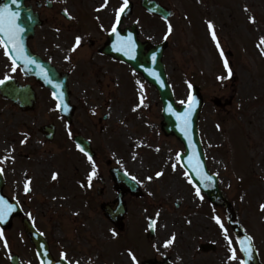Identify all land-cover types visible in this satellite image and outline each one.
Wrapping results in <instances>:
<instances>
[{"label":"rangeland","instance_id":"obj_1","mask_svg":"<svg viewBox=\"0 0 264 264\" xmlns=\"http://www.w3.org/2000/svg\"><path fill=\"white\" fill-rule=\"evenodd\" d=\"M131 1L133 15L121 30L137 24L140 40L153 44L167 41L163 61L176 103L187 102L189 85L200 91L204 107L199 134L208 169L219 177L220 187L232 204L231 215L224 207L208 208V201L197 195L177 159L184 152L183 145L162 133V105L155 88L128 67L116 63L109 67L108 62L106 66L101 57L88 64L99 53L91 49L102 46L110 31L108 26L113 28L123 0H107L106 6L105 0H66L65 7L57 5L52 12L43 13L49 21L37 34L52 41V53L60 60L70 59L76 66L69 69L65 65L72 71L69 84L76 107L74 127L69 132L90 140L97 160L85 161L73 154V135L67 136L65 122L57 120L54 103L50 108L46 97L33 122L22 120L17 110L0 101L1 160L16 174L12 176L15 180L27 181L28 185L33 181L35 200L26 206L50 232L52 253L71 264H134L130 251L136 264L165 259L171 264H241L234 238L237 228L255 240L264 258V0H159L175 13L168 22L146 14L140 0ZM65 9L78 22L63 20L60 11ZM77 36L93 37L94 42L76 48L72 57L70 45ZM232 75L237 76L236 81ZM215 99L224 108L216 105ZM50 121L58 126V133L54 143L44 144L38 126ZM253 141L261 149L252 158L248 147ZM69 162L75 170L71 173ZM93 162L95 174L99 170L106 181V193L97 196V189L104 186L99 178L91 179L88 190L93 191L84 207L77 180L93 173ZM115 166L135 177L143 189L142 197H127L129 214L119 233L100 210L103 203L116 199L109 175ZM52 171H56L54 183L50 182ZM157 172L163 175L157 177ZM176 202L180 209L175 208ZM151 218L156 223L154 237L147 231ZM173 235L174 241L165 247ZM229 239L231 248L236 249V260L230 259ZM205 243L216 244V251L200 252L199 246Z\"/></svg>","mask_w":264,"mask_h":264},{"label":"water","instance_id":"obj_2","mask_svg":"<svg viewBox=\"0 0 264 264\" xmlns=\"http://www.w3.org/2000/svg\"><path fill=\"white\" fill-rule=\"evenodd\" d=\"M3 2L8 4L12 11H14V7L19 9L20 15L18 12L14 11L17 15V20L20 21V23L17 24L20 29L19 40L22 36L25 38L27 36H31L33 34L34 25L36 23L38 24V21L31 19L30 13L20 5L24 2V0H17L15 5L12 4V0H3ZM141 5L152 14L163 18H168L169 16V12H167V10L162 8L155 1L143 0ZM131 8L132 7H130V9ZM128 13L129 10L124 14V16ZM133 32L134 33L129 36L128 41L124 44V46L118 47L115 50L116 56L121 60L129 61L135 69L142 71L145 77L152 84L157 86L164 104V131L166 134L176 135L186 146L187 153L185 156L180 157L181 162L192 177L194 183L202 189L212 203L219 205L225 203L220 191L217 188L216 179L212 177L211 179H207V177L210 176L205 168L204 156L201 150L196 128L200 108L195 107L198 103L195 91H193V96L189 104L183 106L181 110H179L174 104L173 95L167 85L164 67L161 63L163 48H151L149 53L144 55V50L148 46L142 45L136 41V31L134 28ZM105 53L111 54L110 49L106 50ZM11 55L15 58L18 54L11 53ZM153 57H155V59H153ZM52 90L60 103L66 104L69 102L67 80L66 78H60L54 70H52ZM76 141L80 144L83 150L90 151L89 145L84 142L83 139L78 138ZM121 179L123 178L121 177ZM1 187L2 183L0 182V190ZM0 199L2 198L0 197ZM11 217L12 215L8 214L3 221H0V224L9 221ZM36 244L38 247L39 245L37 242ZM44 254L47 256L46 253ZM42 261L44 264H53V260L50 262L48 257L42 256Z\"/></svg>","mask_w":264,"mask_h":264},{"label":"snow or ice","instance_id":"obj_3","mask_svg":"<svg viewBox=\"0 0 264 264\" xmlns=\"http://www.w3.org/2000/svg\"><path fill=\"white\" fill-rule=\"evenodd\" d=\"M17 3V0H12V4L15 5ZM129 4V0H123V4L122 6L117 9L116 11V24H119L120 22V18L121 15L125 12V9L128 7ZM107 5V0H105V5ZM65 13L67 14V10L65 9ZM17 19V15L14 11L11 10V8H9L8 6H5L3 8H0V45H3L4 49H5V55H9L10 59H12V64H13V68L12 70L15 71L16 70V60L23 57L25 63H35L34 60H31L30 58H28L24 51H23V47L21 42L19 41V32L20 29L18 27V25L15 23ZM253 22H254V18H253ZM209 29L212 30L213 29V25L209 22ZM171 25H169V32H171ZM112 31L115 32L116 31V27L115 25L112 28ZM212 37L213 40H217L216 38V34L215 31H212ZM167 37H165L166 39ZM81 43V37L77 36L76 37V42L75 45L72 48V51L76 50V47H78ZM261 44H264V37L261 38ZM260 45H258L259 47ZM217 47L219 48V41L217 40ZM10 49V51H9ZM10 53H17L18 55L13 58L11 56ZM221 55L223 56V51L221 50ZM153 59H155V57H153ZM225 64V68H228V61L225 59L224 61ZM229 70V75H231V69L228 68ZM4 83V81H0V84ZM189 87H191V85H189ZM59 107V105H58ZM219 127V126H218ZM23 143V141H22ZM81 151H83V149H81ZM90 161H92V157L89 156L88 157ZM175 165H173V169L175 170ZM3 172V168H0V173ZM95 174V163L93 162V173L90 174L89 176V186H91V179H92V175ZM163 175V172H157L156 176L160 177ZM55 178V176H54ZM133 179L135 180L136 178L133 177ZM149 180H151V177H148ZM207 179H211V177H207ZM30 183V182H29ZM29 187L28 184L26 183L25 185V192L27 193L29 191ZM197 195H199V189H197ZM13 206L12 205H8L6 204V202H4L2 199H0V221H3L5 219V217L12 211ZM261 209L264 210V205H261ZM30 215V214H29ZM217 222L219 223V218H217ZM152 224H155V220L152 221ZM221 227L223 228V225L221 224ZM115 235V233H114ZM3 236V233L0 232V237ZM225 238L228 239L227 237V232H225ZM175 239V236L173 235V237L171 239H169L168 241H166L165 243V247H167L169 244H171ZM228 244L229 247L231 249L232 255L230 257V259L232 260H236L237 259V255H236V249H232L231 248V244L232 241L229 239L228 240ZM251 246V239L249 238V245L247 247H243L241 249V251L246 252L250 255L249 252V248ZM4 247L7 248L8 247V242L7 240H4ZM129 255L132 257V260L134 261V264H136V257L134 254L131 253V251L129 252ZM65 258V257H62ZM241 264H243V262H241Z\"/></svg>","mask_w":264,"mask_h":264},{"label":"flooded vegetation","instance_id":"obj_4","mask_svg":"<svg viewBox=\"0 0 264 264\" xmlns=\"http://www.w3.org/2000/svg\"><path fill=\"white\" fill-rule=\"evenodd\" d=\"M32 5L34 4L35 7H40L41 5L38 2V0H31ZM39 8V9H40ZM11 68V70H10ZM13 64L8 59V57H3L2 53H0V81H3L5 79H16L20 81L21 83L25 84V79L19 72V70L16 68L15 71L12 70ZM18 70V71H17ZM30 83L35 84L33 80H27ZM36 85V84H35ZM37 90H40L41 88L36 85L35 86ZM4 176L6 178V184H5V194L8 197H11L14 199V195L18 194V187L13 185V189L10 192V188L12 187L11 181L8 180L9 178V172L8 170L3 169ZM26 216H24L25 218ZM23 219V218H22ZM22 219L20 220L22 224ZM31 220V219H30ZM3 233V236L0 237V264H10V260L16 256L21 264H40L38 257L36 255L35 249L33 245L30 243L29 239L27 238L24 229L21 227L18 228V230L10 229L8 231H0ZM4 240H7L8 247H4ZM260 264H263L262 262Z\"/></svg>","mask_w":264,"mask_h":264},{"label":"bare ground","instance_id":"obj_5","mask_svg":"<svg viewBox=\"0 0 264 264\" xmlns=\"http://www.w3.org/2000/svg\"><path fill=\"white\" fill-rule=\"evenodd\" d=\"M232 78L235 79V81H236L237 76L232 75ZM260 149H261L260 144H257V143H255V142H253V143L251 144V146H250V152L252 153V154H251V157L253 158L254 156H256L257 153L260 151ZM262 149H263V148H262ZM261 151H262V150H261Z\"/></svg>","mask_w":264,"mask_h":264}]
</instances>
